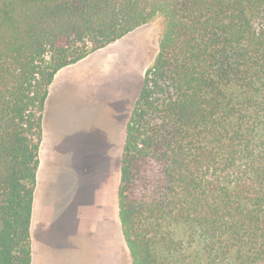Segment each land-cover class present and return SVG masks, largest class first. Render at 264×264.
I'll return each mask as SVG.
<instances>
[{
    "label": "trees",
    "instance_id": "obj_1",
    "mask_svg": "<svg viewBox=\"0 0 264 264\" xmlns=\"http://www.w3.org/2000/svg\"><path fill=\"white\" fill-rule=\"evenodd\" d=\"M157 15L117 187L131 264H264V0H0V264H31L54 76Z\"/></svg>",
    "mask_w": 264,
    "mask_h": 264
},
{
    "label": "rangeland",
    "instance_id": "obj_2",
    "mask_svg": "<svg viewBox=\"0 0 264 264\" xmlns=\"http://www.w3.org/2000/svg\"><path fill=\"white\" fill-rule=\"evenodd\" d=\"M164 25V18L157 15L82 63L81 85L90 88L69 79L48 89L34 191L36 198L42 194L34 204H40L36 222L48 217L54 231L42 264H113L114 260L131 264L118 219L121 153L126 123L144 73L156 57ZM55 140L53 149L48 144ZM81 222L97 225L89 245L87 231L80 236L83 240L77 236ZM104 230L110 237L107 250Z\"/></svg>",
    "mask_w": 264,
    "mask_h": 264
},
{
    "label": "crops",
    "instance_id": "obj_3",
    "mask_svg": "<svg viewBox=\"0 0 264 264\" xmlns=\"http://www.w3.org/2000/svg\"><path fill=\"white\" fill-rule=\"evenodd\" d=\"M102 50V49H101ZM94 53H92L91 55L87 56L85 59H83L82 61L70 65L68 67H65L63 69H61L60 71H58L56 73V75L54 76V79L51 83V85L49 86V88L53 89L56 87H60L62 85H64V83L71 81V83H75L76 85H81L82 81H81V74H79V67L81 66L82 63H84L85 61H87ZM104 65L106 66V69L109 66L108 62H105ZM71 79V80H69ZM82 87H89L88 85L83 86ZM90 88V87H89ZM48 96V95H47ZM49 121L47 118V113L45 112V117H44V124H45V128H46V139L47 141L49 140V136H48V131L50 132V129H47V125H48ZM52 133V132H51ZM56 144V140L55 142H52L48 144L49 147H52L53 149H55V145ZM58 149V148H57ZM38 172V171H37ZM40 193L39 192V197L36 198L37 193L35 192L34 194V198H33V209H32V219H31V264H42L43 263V258L45 256V254H47L48 249H47V242L48 239L50 237H52L53 235V223L48 219V217H40L41 220L40 222H36L38 221V215H39V203L34 204L35 203V199H40ZM87 227V229H86ZM77 231H78V237L79 240H83L81 239L80 236H82V234L84 233V231H87L89 236V239L87 241L88 245L91 244V239L93 238L94 235V231L97 230V225L93 227V224H89L87 226L84 225V223L81 222V224L77 227ZM90 233V234H89ZM104 236L106 237V242L105 244V250H107V248L110 246V237H109V233L107 230H104ZM41 235L42 237H40L41 239H38V236ZM40 241V243L38 242ZM98 243L100 245V239H98ZM103 244V242L101 243ZM108 246V247H107ZM111 248L113 249L114 255L115 253V248L113 246H111ZM105 252V251H104ZM113 264H115V260L113 261Z\"/></svg>",
    "mask_w": 264,
    "mask_h": 264
}]
</instances>
